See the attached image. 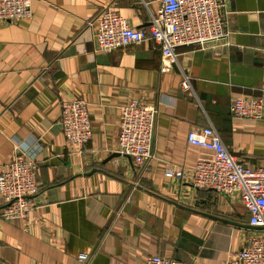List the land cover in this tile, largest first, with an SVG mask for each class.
Listing matches in <instances>:
<instances>
[{
  "label": "crops",
  "instance_id": "obj_1",
  "mask_svg": "<svg viewBox=\"0 0 264 264\" xmlns=\"http://www.w3.org/2000/svg\"><path fill=\"white\" fill-rule=\"evenodd\" d=\"M225 4L227 43L181 46L167 71L150 39L95 51L96 24L86 23L108 6L147 30L158 0H31L30 16L0 21V172L15 152L31 156L42 204L26 218L0 216V264H144L152 253L220 264L244 246L254 228L237 196L164 174H189L211 153L186 140L206 126L238 158L264 164V116L230 112L235 96L264 98V0ZM74 97L88 102L92 132L78 152L57 124L60 102ZM131 98L157 108L142 170L117 152Z\"/></svg>",
  "mask_w": 264,
  "mask_h": 264
},
{
  "label": "built area",
  "instance_id": "obj_2",
  "mask_svg": "<svg viewBox=\"0 0 264 264\" xmlns=\"http://www.w3.org/2000/svg\"><path fill=\"white\" fill-rule=\"evenodd\" d=\"M225 6V0H158L147 30L131 26L108 6L94 18H87L86 23L96 24L92 30L95 51L107 52L150 39L160 47L161 71H167L177 61L176 49L181 46L206 48L227 43ZM30 14L31 0H0V21H15ZM179 87L190 89L186 74ZM230 112L243 119H260L264 116V98L235 96L230 102ZM120 113L117 152L129 156L135 168L142 170L152 158L150 147L157 108L131 98L120 107ZM57 124L67 144L74 151H80L92 134L88 102L81 97L62 100ZM186 140L211 153L198 156L189 174L179 167L166 168L164 174L177 180L189 175V182L195 188H211L227 196H237L248 213V224L254 228L244 246L220 264H264V164H249L229 152L211 126L188 131ZM35 172L33 158L23 151L15 152L3 164L0 172L2 219L26 218L42 205L36 197L40 186ZM84 258L82 255L79 260ZM144 264L190 263L152 253L145 256Z\"/></svg>",
  "mask_w": 264,
  "mask_h": 264
},
{
  "label": "water",
  "instance_id": "obj_3",
  "mask_svg": "<svg viewBox=\"0 0 264 264\" xmlns=\"http://www.w3.org/2000/svg\"><path fill=\"white\" fill-rule=\"evenodd\" d=\"M150 149H151V147H150Z\"/></svg>",
  "mask_w": 264,
  "mask_h": 264
}]
</instances>
